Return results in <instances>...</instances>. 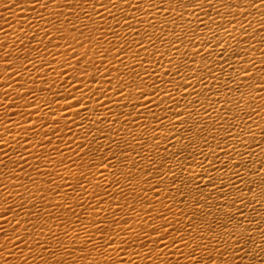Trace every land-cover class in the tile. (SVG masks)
<instances>
[{
    "label": "snow or ice",
    "instance_id": "6c2138e0",
    "mask_svg": "<svg viewBox=\"0 0 264 264\" xmlns=\"http://www.w3.org/2000/svg\"><path fill=\"white\" fill-rule=\"evenodd\" d=\"M16 4L20 5L22 11L34 12L36 15L25 21L28 25L27 29L23 25L18 29L23 34L15 36L11 46L6 41H0V48H10L8 51H0V75H3L4 80L8 82L4 84L6 90L2 93L3 100H0V107H3L12 93L16 92V97L7 104L4 111L11 112L13 107L20 109L19 112L0 118V153L11 161L12 171L17 168L24 171L23 165H29L28 156H31L32 163L35 164L33 171L37 176L35 178L28 176L30 183L36 186L35 189L23 184H3L0 181V195L4 197L6 203L11 193H4L3 189L23 187L29 200L26 202L23 193L17 191L16 194L20 196L19 207L25 209L29 217L34 216L35 220L17 219L15 224L7 220L5 223L11 227L9 229L4 224H0V236H8L11 231L15 240L9 238L8 243L13 249L18 248L24 251L26 248L32 253L40 249L39 259L45 260V264L48 258L43 253H49V258L56 257L61 249L68 257L72 256L74 250L81 253L88 251L90 254L92 251L102 249L104 253H107L117 241L121 245L133 247V256H139L140 250L147 248L148 251L145 254L147 259L152 258L153 252L159 253L161 248L169 250L175 248L179 257L183 258L184 264H240V261L248 256H251L252 260L258 259L260 252H264V230H257L262 231V237L261 243L256 244V237L252 230L245 228L244 221L237 219L236 214L230 211L237 204V191L233 190H239L242 197L240 203H245V194L236 181H244V172H249L255 161L252 164L242 163L244 153L234 146L221 147L219 141L216 148H213L204 136L202 121L195 123V126L200 129L198 138L212 149V159H209L203 147L197 145L196 141L187 135L180 137L181 140H187V143L183 144L179 151L171 154V159L175 160L180 168L179 172L175 171L171 164L165 168L167 159L165 163L158 164L151 158L150 153L142 154L140 149L146 146L145 129L151 130V138L156 148L160 146V137L157 133H163L165 142L175 147L174 130L184 127L185 133L191 131L193 125L189 124L187 119L181 120L180 117L184 113L176 109H179L181 101H184V112H187L190 117L198 115L202 101L189 99L193 94L197 97L203 94L211 104V88L206 82V77L219 82L217 69L224 72L226 68H232L228 80L230 84H235V88L228 87L226 94L233 91L240 93L236 108L242 109L243 101L250 109L248 119H253L252 113L260 115L258 109L264 106H260L257 102L264 99V48L258 49L249 41L255 40L256 36L264 31V0H23L22 3L21 0H13V6ZM3 6L9 7L8 4ZM213 11L216 17L220 18L219 20L212 15ZM158 13L161 16H158ZM254 21L260 23L259 29L254 27ZM158 23L159 36L155 32ZM165 24L176 25L181 31L178 32L171 27L166 31ZM140 25L145 27L141 29ZM201 25L210 35H205L201 31ZM149 28L153 31L150 32ZM236 33L240 34L239 39ZM167 35H172L175 39L167 40ZM161 36L174 53L180 54L178 60L173 58L174 53L169 54L167 68L164 64L165 53L157 47V40ZM232 40L245 47L233 48ZM181 45L184 46L183 52H181ZM229 48H232L231 53ZM151 49L155 51H150ZM257 50L261 52L262 57L259 61L252 56ZM17 52L26 54L16 55ZM33 52L39 55L33 57ZM97 56L100 57L99 60ZM213 56L217 59L211 61L210 58ZM59 57H63V60H59ZM196 57H200L204 63L201 64ZM234 60L241 62L238 68L234 66ZM15 61H22V63L17 64ZM117 62L127 69V73L117 66ZM172 66L175 67V71H172ZM68 68H71L74 74L79 70L83 77L90 76V80L79 79V83L61 80V77L68 76ZM113 70L116 72L115 85H113ZM41 72L43 74L38 75ZM17 77H22L23 82ZM15 85H20L21 88H24V85H31V87L21 92ZM37 85H39L38 89L35 87ZM92 85L97 86L95 90H92ZM197 85L202 87L198 89ZM58 86L65 92L63 96L61 91L56 90ZM73 88L81 93L79 98L75 96ZM242 88L248 91H241ZM7 89H11V92ZM85 89L88 90L85 91ZM113 89L115 99L111 95ZM38 92L50 93L55 99L49 102L45 98L42 104H37ZM61 96L66 102L65 105L60 108L53 107L59 103ZM245 97L249 99L245 101ZM20 100L25 101V104H18ZM121 100L127 101L122 107ZM231 100L232 97L229 96L225 103L230 104ZM92 101H95L98 107L91 108V115H84L89 113ZM113 103L117 105L116 110L112 107ZM129 105L137 111L136 116L133 117L131 112L123 111V108ZM153 106L159 111L154 110ZM33 108L35 112L44 114L41 116L39 127L31 120V116L35 114L30 110ZM102 109H107L112 116L106 115ZM144 109L147 111H143ZM216 110L215 106L211 109L206 107L204 115L210 119L212 111ZM70 112L74 117H80V122L74 118L70 120ZM169 112L176 118L174 121L169 120ZM49 113H51V123L45 120ZM148 114L151 115L152 123H148ZM13 116H20L22 119L14 120ZM61 116L66 122L65 128L68 134H73V125L76 126V132L81 134L78 139L73 138L71 143L66 145L68 152L74 155H66L59 144L52 147V152L62 157L58 167H64L70 174H75L73 167L79 162L83 168L81 172L83 178L77 182L76 187H72L64 177L65 185H57L54 192V196H59L62 203L55 206L66 207L75 214L68 200L78 197L80 202L77 207H84V199L91 195L92 200L97 203L93 207L92 201H88V207L95 213L91 217L90 224L84 223L83 216L77 214L74 220L69 217L60 221L57 227L63 229V232L58 234L48 226L49 220L42 218L39 212L34 213L32 209L36 208L33 201L38 194L47 203L44 211L52 207L47 202V192L55 183L54 177L59 172H48V165L43 166L42 171V166L38 162L39 156L31 151L30 146L44 148L46 145H52L53 138L63 141L64 137L61 136L60 129L54 126L59 125L58 117ZM121 117L124 118L123 121ZM221 120L228 122L223 115L217 118V123ZM104 123L121 124L122 129L127 128L131 137L130 142L121 146L120 142L115 140L116 132L105 131L100 127ZM137 123L141 129L138 134L128 127L130 124ZM13 125H15V135ZM220 126L224 127L223 124ZM48 127H51V132L44 130ZM243 131L244 127L241 126L240 132L243 133ZM20 136L25 138L20 139ZM227 136L236 138L231 130L227 132ZM8 137L13 138L8 139ZM239 139L242 144L246 143L243 136ZM103 140H108V144L102 143ZM14 145H19L18 159L15 161L10 154ZM73 145H75L74 148ZM217 148L220 153L228 157L226 161H221ZM189 149H195V151H189ZM133 151L135 157L139 159L132 158L129 161L127 158L132 156ZM169 151V148H165V153ZM24 153H28V156ZM185 153L187 155L184 160H180L181 155ZM236 156L240 157V161L236 160ZM86 157L89 159L85 160ZM197 157L202 159L198 160ZM45 158L49 164L57 163L51 152ZM143 160H147L150 166L145 167L142 164ZM8 161L0 157V165L4 168L8 167ZM66 161L71 163L68 164ZM193 164L196 168L202 169L199 174L189 171L193 168ZM118 165L121 168L119 173L115 171ZM133 169L140 173L139 177L133 173ZM233 169H235V179L232 176L226 179L223 175H213V172L218 173L221 170L232 172ZM106 172L108 175H105ZM184 173L188 175L185 177ZM169 174L172 176L171 183L166 182ZM120 175L124 176L128 185H131L127 190L121 185ZM197 175L199 182L196 179ZM252 175L259 177V180L254 179L252 183L260 191L257 193L249 187L248 191L253 192L254 196L248 203L264 200V167L256 169ZM45 176L52 179H44L43 184L46 187H41L40 178ZM109 176L115 177L111 183H109ZM13 178L10 177V179ZM89 184L92 185L91 192ZM193 186L200 195L192 196L190 192L186 194L185 198L190 196L195 201L191 213L184 209L179 216L174 214L171 219L164 211L153 215L155 201H159L162 208L172 212V205L168 203L169 198L174 201L175 193H181L184 189ZM113 187L119 189L115 194L111 191ZM67 188H72V192L69 193ZM61 189L64 190L61 191ZM206 189H214L221 194L216 208L223 219L212 218L211 196L203 195ZM148 192L153 194L154 200L148 198ZM109 196L113 200L120 197L126 201L130 197L134 202L141 201L146 207L141 213L136 211L134 203L129 204L130 212L136 213V219L132 220L130 216L122 219L118 215V211L124 205L120 203L110 205L116 210L112 212V219L109 220L106 215L107 209H101V204L106 203ZM28 203H31V208L27 207ZM205 207L208 208L207 211H204ZM197 208L201 210L199 214L196 211ZM10 212H15L16 217L20 215L19 211L9 205L6 212H0V220H3ZM100 212H104L105 215H100ZM48 215L51 217L50 211ZM240 216H243L242 211ZM156 220L162 223L156 224ZM184 221L187 223L185 224ZM22 224L25 225L23 236L19 234ZM28 224L32 227H27ZM77 225L85 230L83 238ZM45 232L50 233V236L45 235ZM97 233L100 234L99 239H97ZM65 237L68 238L71 248L65 242ZM149 244L156 245V248H150ZM247 244H256L260 252L252 255L246 247ZM93 245L95 247H92ZM136 245H139L138 249L135 248ZM3 249H7V244H0V250ZM126 250L119 247L114 249L117 253ZM9 255L14 253L9 252ZM29 258L37 257L33 255ZM119 259L123 261V264H128L123 256ZM55 264H68V261L57 258ZM175 264H180L179 258Z\"/></svg>",
    "mask_w": 264,
    "mask_h": 264
},
{
    "label": "bare ground",
    "instance_id": "6f19581e",
    "mask_svg": "<svg viewBox=\"0 0 264 264\" xmlns=\"http://www.w3.org/2000/svg\"><path fill=\"white\" fill-rule=\"evenodd\" d=\"M23 2V0H21V3ZM4 4H8L9 7H4ZM165 7H168L167 5H165ZM173 7H175V5H173ZM36 14L34 12H28V11H22L21 7L19 4H16L13 6V0H0V41H6L10 46H11V42L12 40L15 38V36L17 35H22V32H19L18 29L21 28V26L23 25V27L25 29H27V23H25V21L30 20L32 17H34ZM158 16H161V14H157ZM212 15L214 17H216V13L215 11L212 12ZM207 19V18H205ZM217 20H219V17H216ZM227 19V17L225 18ZM209 23H211L210 21H208ZM179 23V22H178ZM193 27L195 26V21L193 20ZM145 27V25H140V28L143 29ZM175 28L176 31H181L176 25H168L165 24V29L167 31L168 28ZM201 31L205 34V35H210V33L207 32L206 29L203 28V26L201 25ZM254 27L256 28H260V23H257L254 21ZM149 31H153L151 28H149ZM217 31H219V29H217ZM251 31V30H250ZM156 34L159 36L160 35V28H159V23L157 25V29H155ZM7 33V35L5 34ZM191 34V33H190ZM253 35H256L255 33H252ZM223 35V34H222ZM237 38H240V34L236 33ZM175 39L174 36L172 35H167V40H173ZM250 44H255L257 46V48H264V31L261 32V34L259 36H256L255 40H250L249 41ZM231 44L233 46V48H243L245 47V45H238L236 43L235 40L231 41ZM157 47L160 49L161 52H164V64L165 67H169V65L167 64V61L169 59V54H173L174 50L170 49V47L168 46V44L166 43L165 39L163 36H161L160 39L157 40ZM181 52L184 51V46L181 45ZM9 49H3L0 48V51H8ZM97 51L99 52V49H97ZM150 51H155V49H151ZM232 48H229V53H231ZM26 53H20L17 52L16 55H25ZM33 57H37L39 54L33 52L32 53ZM253 58L256 59L257 61H259L262 57H261V52L259 50H257L256 52H254L252 54ZM174 59H179L180 58V54L179 53H174L173 56ZM59 60H63V57H59ZM100 57L97 56V60H99ZM196 59L198 61H200L201 64L204 63V61L201 60L200 57H196ZM217 57L213 56L210 58L211 61L216 60ZM15 63L20 64L22 63V61H15ZM37 63H39V61H37ZM73 63H75V61H73ZM241 62L240 61H233V64L235 67H239V64ZM117 66L121 67L122 71L127 73V69L123 68L122 65H119V62H117ZM109 67H111V65H109ZM58 71H59V66L57 65ZM68 71V76L67 77H61V80H71L73 82L79 83V79H89L90 80V76L89 77H83L82 73L78 70L76 74L73 73L71 68L67 69ZM172 71H175V67L172 66ZM217 71V75H219L220 80L219 82H215L212 78H207L206 77V82L209 85V87L211 88V104H209V101L205 98V96L202 94L200 97H197L195 94H193L192 96L189 97V99L192 100H196L199 99L202 101V106L199 108V114L198 115H194V116H189L187 112H184V101H181V107L179 109H176L177 111L183 112L184 115L180 117L181 120L187 119L188 123L193 125L192 129L190 132L185 133L184 131V127H178L176 130H174V134H175V147L172 146L171 143H166L165 139H164V134L163 133H157V135H159L160 139H159V148H156L152 138H151V130L150 129H145L144 132L146 133V139H145V147L140 149V151L143 153H150L151 154V158L155 159L157 161L158 164L160 163H165V160L167 159V162L165 163V168L168 166V164H171L174 168L175 171L179 172L180 168L177 166V162L173 159H171V154L173 152H177L181 149L183 144L187 143V140H181L180 137L182 135H187L188 137H190L191 139H194L197 143V145L201 146L204 148V152L208 154L209 159H212V149L208 148L206 144H204L202 139H199V132L200 129H198L195 126V123L197 121H202L203 124V132H204V136L207 138L208 142L211 143L213 145V148H216L217 146V142H220V146L224 147V148H228L230 146H234L236 149H238L240 152L244 153V160L242 161V163L245 164H252L253 161H255V164L251 167V170L249 172H244V181H240L237 180L236 182L239 184L240 186V190L243 191V193L245 194V203H240V200L242 199V197L239 194V190H233V191H237V204L236 206H234L232 209H230L231 212L235 213L237 216V219H242L244 221V227L247 229H251L253 234L256 237V244L261 243V237H262V231H257L259 230H264V200H256L252 203H248V201H252L253 200V196L254 193L253 192H249L248 188L251 187L255 190V192H259L260 189L256 188V185H254L252 183V181L255 180H259V177H255L252 175V173H254L256 171V169L264 167V107H261L258 109V111L260 112V115H255V113H252V117L253 119H248V114L250 112V109L247 107V103L242 101V109H237L236 108V101L237 99L240 98V93L239 92H235L233 91L232 93H227L226 94V89L228 87H232L233 89L235 88V84H230L229 80H228V76L229 74H231L232 72V68H226V70L224 72H221L219 69L216 70ZM255 71V70H253ZM43 73H39L38 75H42ZM27 74L25 73V76ZM131 75V74H128ZM115 76H116V72L115 70H113L112 73V77H113V85H115L116 81H115ZM18 79H21V82H23V78L22 77H17ZM8 83L7 81L4 80V76L0 75V100H3V96L2 93L6 90L4 87V84ZM193 83H195V81H193ZM81 87H83V85H80ZM16 89L18 91H25L28 87H31V85H24V88H21L20 85H15ZM39 87V85L35 86ZM97 86L96 85H92L91 88L92 90H95ZM202 86L197 85V88H201ZM8 91L11 92V89H7ZM57 91H61L62 92V96L63 94H65V92L63 90H61L59 88V86L56 89ZM88 89H85V91H87ZM72 91L74 92L75 96L77 98L80 97L81 93L75 91V88L72 89ZM189 91H191V89H189ZM241 91H248L246 88H242ZM217 93H219V95H217ZM17 95L16 92L12 93V96L8 99V101L6 102V104L3 107H0V118L2 117H7L9 115H11V113H15V112H19L20 109L18 107H13L11 109V112H5L4 108L7 107V104H10L12 102V99L15 98ZM111 95L113 96V99H115V94H114V89L113 92L111 93ZM60 98L59 103L53 105V107L55 108H60L61 106L65 105V101L63 100V98ZM231 96L232 100L230 104L225 103V101L228 99V97ZM47 99L49 102H51L53 99H55V97L47 92H38V98L36 100L37 104H42L44 99ZM103 99V97H101ZM151 98V97H149ZM249 98L245 97V101H247ZM217 101H219V103H217ZM124 103H127V101H123L121 100V107ZM260 106H264V99L259 100L257 102ZM18 104H25V101L20 100L18 101ZM212 106H215V108L217 109L216 111H212L211 114V118L209 119L208 116L204 115V111L205 108H209L211 109ZM46 107V106H45ZM93 107H98V105L95 104V101H92L90 104V111L89 113H86L84 115H91V108ZM112 107L114 110H116L117 105L115 103L112 104ZM162 107H166V105H162ZM154 110L159 111L157 109H155V107L153 106ZM173 108H175V105H173ZM32 112H34L35 114L31 116V120L37 124V127L40 126V119L41 116H43V112H35V109H30ZM74 111V110H73ZM124 112H131L132 116H136L137 115V111L134 110L131 105H129L127 108H123ZM143 111H147L146 109H144ZM102 112H104L106 115L108 116H112V113L107 112V109H102ZM149 115V120L148 123H152V118L151 115ZM221 115H223L226 120L228 121L227 123H225L224 120L219 121V123H217V118L220 117ZM168 117L169 120H175L176 118L172 115L171 112L168 113ZM60 119V123L59 125H54L55 127H57L58 129H60L61 132V136L64 137L63 141H57L55 138H53V142L52 145H46L44 148H38V147H32L31 151L33 153H37L39 156V163L42 166V171L43 166L48 165L47 167V171L48 172H59L58 175H55L54 179H55V183L52 184L50 186V190L47 192V202L50 203L52 205V207L48 210L51 212V217H49L48 215V211H44V209L47 207V203L45 200L41 199L39 194L36 196L35 200L33 201L36 204V208L32 209V211L34 213L39 212L40 216L44 219L49 220V224L48 226L51 227L53 229V231L57 232L58 234H62L63 229H61L60 227H57V225L60 223L61 220L66 219V218H71L72 220L75 219V215H81L84 218V223L86 224H90L91 221V217L93 215H95V213L92 211V208L88 207V201L91 200L92 201V205L93 207L95 206V204L97 203V201L92 200V196L89 195L87 196L84 201V207H77V204L80 202L79 198H74V199H70L68 200V203L72 206V208L75 210V214L73 212H70L66 207H60L57 208L55 205L58 203H62L61 199L59 196H54V192L56 191V186L57 185H65V179H63L64 177L67 178L68 183H70L72 185V187H76L77 186V182L79 180H81L83 177L81 175V172L83 171V168L80 166L79 162L76 166L73 167V174H70L68 171L65 170L64 167L60 166L58 167V162L62 159L61 156L56 155L54 152H52V147L54 145L59 144V147L64 149V152L66 155H74V153H70L68 152V149L66 147L67 144L71 143L73 138H77L79 137V135L81 133L76 132V126L73 125V134H68L67 130L65 128V120L61 117H58ZM76 119L77 122H80L81 118L80 117H74L72 115V113H69V119ZM14 120H21L22 117L20 116H13ZM121 121H123V117L120 118ZM129 119H131V117H129ZM45 120L48 121L49 123H51V113L48 114V116L45 117ZM141 120H143V117H141ZM245 120H247V124H245ZM223 124L224 127H221L220 125ZM248 125H251V127H248ZM243 126L244 127V131L243 133L240 132V127ZM101 128H103L105 131H112V132H116V136H115V140L120 142L121 146H125L128 142H130L131 137L127 131V128L122 129L121 124H111V123H104L100 125ZM128 127H131L135 133H139L141 131L139 123L137 124H130L128 125ZM13 130H14V135H15V125H13ZM44 130H47L48 132H51V127H48ZM231 130L236 138L233 139L231 137L227 136V132ZM43 131V130H42ZM22 132V130H21ZM42 134V132H41ZM29 135H35V134H29ZM243 136L244 140L246 141V143H241L240 142V137ZM125 137H127V139H125ZM213 137H215V139H213ZM13 137H8V139H12ZM20 139H24V136H20ZM37 139H39V136H37ZM225 141H227L225 143ZM102 143H104L105 145L108 144V140H103L101 141ZM75 147V145H73V148ZM114 149H115V144L113 145ZM165 148H169L170 151L168 153H165ZM189 151H195V149H189ZM18 152H19V145H14L13 146V150H10V154L12 157V160L15 161L18 159ZM52 153L53 156L55 157V161L57 163H52L49 164V161L45 158L46 155L48 153ZM217 152L220 155L221 161H226L228 159V157H225L223 155V153L219 152V149L217 148ZM25 156H28V153H24ZM187 155V153H185L184 155H181L180 160H184L185 156ZM0 157H2L5 161H8V157L7 156H3V153H0ZM132 158H137L135 157V152L133 151L132 156L128 157L127 159L129 161H131ZM89 159L88 157L85 158V160ZM197 159H202V157H197ZM28 160H29V165H23L24 167V171H20L19 168L15 169V171H12V163L11 161H8V167L4 168L3 165H0V169H2V171H0V181L3 182V184H15V185H27L29 188L31 189H35V185H32L30 183V181L28 180V176L31 175L34 178L37 176V174L33 171V168L35 167V164L32 163V157L28 156ZM236 160L240 161V157L236 156ZM66 163L70 164L71 161H66ZM21 164H23V162L21 161ZM142 164L145 165V167L150 166L149 162L147 160H143ZM130 166V163H129ZM205 166L207 167V163H205ZM115 171L117 173H119L121 171L120 166L118 165L117 168L115 169ZM126 171V169H125ZM189 171L193 172L194 174H199L202 169L200 168H196L195 165L193 164V168L189 169ZM243 171V169H242ZM133 173L139 177L140 173L136 170L133 169ZM235 169H233L232 172H227V171H223L221 170L220 172H213V175H223L226 179L228 176H232L233 179H235ZM105 175H108V173L106 172ZM153 175H155V172H153ZM185 177L188 175V173H184L183 174ZM10 177H14L13 179H10ZM44 179H52V177H41L40 178V184L41 187H46L43 184V180ZM97 179H99V177L97 176ZM115 179V177L109 176V183H111L113 180ZM197 182H199L198 180V175L196 177ZM120 180H121V185L127 190L128 188L131 187V185H128L125 182L124 176L120 175ZM172 180V176L169 174L166 178V182L167 183H171ZM87 183V182H86ZM179 183V181H178ZM89 191H92V185L89 184ZM147 187V186H145ZM64 189H61V191H63ZM69 193L72 192V188H67L66 189ZM118 187H113L111 189L112 193L115 194L118 192ZM19 191L20 193H23L24 195V199L27 202L29 200L28 194L24 191L23 187H20L18 189H13L11 187L3 189L4 193H11V196H9L7 198V202H4V197L2 195H0V212H6L7 209L9 208V205H12L17 211L20 212V215L18 217L15 216V212H10L8 213V215L6 217H4L3 220H0V224H4V226L6 228L11 227V225L5 223V221L7 220H11L12 224H15L17 219L20 220H27V219H32L35 220V217H29L27 214V211L25 209H21L19 207L20 205V196L16 194V192ZM191 193L192 196H199L200 193L199 191L193 186L189 189H184L183 192L181 193H175V200L173 201L172 199L169 198L168 203L170 205H172V212H168L167 209L162 208V206L160 205L159 201H155L154 203V212L153 215L156 214V212L159 211H164L167 213V215L169 216V218H173V215L176 214L177 216H179L181 210L187 209V211L189 213H191V211L193 210V207L195 205V201L192 200L190 198V196L188 198H185L187 193ZM148 198L149 199H153V194L151 192H148ZM171 195V194H170ZM204 196H211V211L213 213V219L219 218V219H223L222 214L217 213V208H216V204L219 201V197H220V193L214 189H206L204 194ZM116 203H120L121 205H124L123 208H121L118 211V215L123 219V218H128L129 216L132 218V220L136 219V213L130 212V209L128 208L129 204H133L136 208L137 212H143L146 205L143 204L141 201L137 200V201H132V199L129 197V199L126 201L120 197H117L116 200H113L111 196H109L107 198V202L104 204H101V209H107V217L109 220L112 219V212L114 210H116L114 207H110V205L114 206ZM28 208H31V203L27 204ZM208 208L205 207L204 211H207ZM228 210V209H226ZM197 213H200V209L197 208L196 209ZM243 212V216H240V212ZM100 215H105L104 212H100ZM15 217V218H14ZM149 219H151V217H149ZM131 222V221H130ZM185 224L187 223V221H184ZM156 224H160L162 223V221L160 220H156L155 221ZM25 225H21V229H20V235L23 236V227ZM27 227L31 228L32 225L28 224ZM127 226H125L126 228ZM77 229L80 232L81 238H83L84 234H85V230L80 227L79 225H77ZM93 231H95V229H93ZM45 235H49L50 233L45 232ZM97 239L100 238V234L97 233ZM131 234H129L130 236ZM9 238H11L13 241L15 240V237L12 235L11 231H9V235L8 236H0V244H7V249H3L0 250V264H45V260H41L39 259L41 250L40 249H36V251L34 253L29 252L26 248L24 249V251H20V249H13L12 245L8 243ZM65 242L68 244V247L71 248V244L70 242H68V238L65 237ZM55 243V242H53ZM256 244H247L246 247L252 252V255H256L257 252H260V249L256 247ZM21 247H23V245H21ZM33 247H35L33 245ZM92 247H95V245H93ZM121 248V249H127L126 251H121L119 253H117L116 251H114V249L116 248ZM150 248L155 249L156 245H152L149 244ZM136 249L139 248V245L135 246ZM133 251L134 248L128 245H121L119 243V241H117L116 244H114L112 246V249H109L107 253H104L103 250L101 249L100 251H92L90 254L88 251H85L83 253H81L80 251H73V254L71 257H68L65 255L63 249H61L60 251H58L57 256L56 257H51L49 258V253H43V255L48 258L47 260V264H55L57 258H63L66 259L68 261V264H123V261H121L119 259L120 256H123L125 258V260L128 262V264H175V261L179 258L180 259V264H184L183 262V258L179 257V254L176 253V249L172 248L171 250L167 249V248H161L159 253L153 252L152 258L151 259H147L145 258V254L147 253L148 249H142L140 250V255L139 256H133ZM9 252H13L14 255H9ZM36 256V259H30L29 257L32 256ZM82 257H87V258H82ZM240 264H264V252H260V256L258 259L256 260H252L251 256L245 257L243 260L240 261Z\"/></svg>",
    "mask_w": 264,
    "mask_h": 264
}]
</instances>
